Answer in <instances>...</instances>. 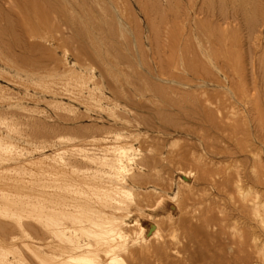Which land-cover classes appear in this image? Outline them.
Segmentation results:
<instances>
[{"label":"rangeland","instance_id":"rangeland-1","mask_svg":"<svg viewBox=\"0 0 264 264\" xmlns=\"http://www.w3.org/2000/svg\"><path fill=\"white\" fill-rule=\"evenodd\" d=\"M251 3L0 0V166L6 169H0V227H6L0 229V246L5 248H0V255L6 253V264H64L61 258L44 253L59 257L64 246L79 238L90 239L93 246L101 248H97L100 258L107 259L108 248H102L99 240L100 232L110 228L106 221L112 203L106 185L109 178L99 179L96 169L85 173L81 166H71L74 170L63 167L62 158H78L67 151L79 149L76 146L82 143L74 139L84 133L120 134L133 147L131 157L135 160L128 168L130 173H125L135 183L130 196L122 198L125 218L120 213L127 239L119 242L123 245H119V253L126 264H133L128 253H139L142 246L132 237L135 213L162 217V210L154 205L161 197L176 195L179 169L193 172L198 198L188 201L184 193L180 205L183 212L189 204L203 205L193 220L196 225L212 215L218 218L225 205L202 180L203 173L230 166L240 151L247 152L238 158L247 169L252 164L250 153L260 156L256 167L264 195V0ZM81 82L88 83L85 89ZM96 144L95 149L105 147ZM230 156L234 160L228 159ZM219 178L216 180L221 182ZM66 197L81 201L82 212L64 217L61 207ZM206 203L213 205L207 213ZM21 222L27 225V233L19 227ZM65 223L76 228V233L71 230L65 236L58 231ZM161 223L166 243L151 237L150 250L163 246L168 248V257L150 258L147 262L151 264H236L237 260V264H248L245 258L250 250L230 243L236 238L228 228L221 238L220 224L207 229L210 237L219 241L207 244L209 251L200 254L203 243L191 241V234L182 230L171 237L169 221L163 218ZM258 236L254 263L264 264V234L258 231ZM144 257L137 263L146 264Z\"/></svg>","mask_w":264,"mask_h":264},{"label":"bare ground","instance_id":"bare-ground-1","mask_svg":"<svg viewBox=\"0 0 264 264\" xmlns=\"http://www.w3.org/2000/svg\"><path fill=\"white\" fill-rule=\"evenodd\" d=\"M46 1V0H45ZM48 1V0H47ZM97 1V0H96ZM250 1V0H249ZM83 2V1H82ZM94 2V1H93ZM249 3V2H248ZM253 3V0H252ZM251 3V5H252ZM244 4V2H243ZM97 5V4H96ZM248 4H246L247 6ZM249 6V5H248ZM256 6V5H254ZM81 7V6H79ZM153 6H151L152 8ZM150 8V10H152ZM248 8V7H247ZM154 9V7H153ZM255 9V8H254ZM245 11V10H244ZM248 13V12H247ZM247 16V15H246ZM254 15H252L253 18ZM89 17V16H88ZM103 18V17H102ZM114 18V17H113ZM247 19V18H246ZM251 19V17L249 18ZM264 19V18H263ZM93 20V19H92ZM251 21V20H250ZM254 22V19L252 20ZM251 21V22H252ZM258 21V20H257ZM91 22V21H90ZM252 22V23H253ZM89 23V22H88ZM119 26V25H117ZM155 26V25H154ZM255 26V25H254ZM92 27V26H91ZM118 28V27H117ZM116 28V30H117ZM155 28V27H154ZM157 28V26H156ZM254 28V27H253ZM256 28V27H255ZM93 29V28H92ZM108 29V28H107ZM251 29V27H250ZM82 31V30H81ZM87 31H91L90 29H88ZM119 31V29H118ZM254 31V30H253ZM85 32V31H84ZM83 32V33H84ZM97 32V31H96ZM102 32V31H101ZM100 32V33H101ZM112 32V31H111ZM121 32V31H120ZM78 33V32H77ZM82 33V34H83ZM93 33V32H92ZM85 34V33H84ZM88 35V33H86ZM125 34V32H124ZM252 34V33H251ZM94 35V34H93ZM86 36V35H85ZM89 36V35H88ZM92 36V35H91ZM125 36V35H124ZM90 37V36H89ZM118 37V36H117ZM92 38V37H91ZM225 38V37H224ZM229 38V37H228ZM123 39V38H122ZM125 39V38H124ZM88 40V39H87ZM95 41V40H94ZM93 41V42H94ZM97 41V40H96ZM119 41V40H118ZM126 41V40H125ZM227 41V40H226ZM97 43V42H96ZM94 46H97L95 44H93ZM99 45V44H98ZM198 45V44H197ZM93 46V48H94ZM204 46V45H203ZM100 47V46H99ZM98 47V50H99ZM97 48V47H96ZM226 48V47H225ZM205 49V48H204ZM89 50V49H88ZM96 50V49H93ZM208 50V49H207ZM97 52V50H96ZM101 52V51H99ZM96 54V53H95ZM105 54V53H104ZM188 56V55H187ZM109 57V56H108ZM114 58V57H113ZM214 58V57H213ZM217 58V57H216ZM215 58V59H216ZM236 61V60H235ZM128 63V62H127ZM239 64V63H238ZM126 65V64H125ZM190 65V63H189ZM66 66V65H64ZM223 68V67H222ZM224 69V68H223ZM69 70V69H68ZM66 70V71H68ZM162 70V68H161ZM72 72V70H69V72ZM221 71V70H220ZM74 74L76 73V71H73ZM123 72V71H122ZM133 72V71H132ZM196 72V71H195ZM67 74V73H66ZM69 75V73H68ZM170 75V74H169ZM173 75V74H172ZM208 75V74H207ZM71 76V74H70ZM177 76V75H176ZM174 77V76H173ZM200 77V76H199ZM80 78V77H79ZM84 79V78H83ZM143 79V78H142ZM91 80V77L90 79ZM88 80V81H89ZM202 80V79H201ZM220 80V79H219ZM87 81V80H86ZM90 82V81H89ZM153 82V81H152ZM86 83V82H85ZM80 86L82 89L86 88L84 86H87L88 83H86V85L84 84V82L80 83ZM133 86V85H132ZM170 86V85H169ZM90 87V86H89ZM161 87V86H160ZM77 88V87H76ZM157 88V87H156ZM163 88V87H162ZM172 88V87H171ZM80 89V88H79ZM155 89V88H154ZM153 89V90H154ZM232 89V88H231ZM77 90V89H76ZM87 90V89H86ZM146 90V88H145ZM152 90V89H151ZM165 90V88H164ZM240 90V89H238ZM91 91V88H90ZM172 91V90H171ZM176 91V90H175ZM84 92V90L81 91V93ZM88 92V90H87ZM156 92V90H155ZM160 92V90H159ZM54 93V92H53ZM80 93V92H79ZM91 93V92H90ZM195 93V91H194ZM237 93V92H236ZM206 94V93H205ZM75 95V94H74ZM88 95V94H87ZM92 95V93H91ZM93 96V95H92ZM77 97V96H76ZM81 97V94L80 96ZM86 98V97H85ZM181 98V97H180ZM199 98V97H198ZM236 98V97H235ZM84 99V98H83ZM91 99H93V97H91ZM218 99V98H217ZM241 99V98H240ZM82 100V98H81ZM85 100V99H84ZM247 100V99H245ZM92 101V100H91ZM78 102V101H77ZM83 102V101H81ZM159 102V101H158ZM206 102V101H205ZM242 102V100H241ZM154 104V103H153ZM235 106V105H234ZM238 106V105H237ZM218 108V107H217ZM216 108V109H217ZM177 109V108H176ZM203 109V108H202ZM235 110V109H234ZM199 111V110H197ZM218 112V110H217ZM220 112V111H219ZM235 112V111H234ZM85 115V114H84ZM80 119V118H78ZM77 119V120H78ZM76 120V121H77ZM83 120V119H82ZM92 120V119H91ZM75 121V122H76ZM98 126V125H97ZM68 127V126H67ZM66 127V128H67ZM94 127V126H93ZM59 129V128H58ZM89 129V128H88ZM73 130V129H72ZM85 130V129H83ZM107 134V132H106ZM104 133H102L101 135H89L86 136L85 133L84 135L82 134V136H78L76 137V139L74 140H80V142L82 143L80 147L76 146L79 149H75L73 151L70 150V148L68 149L67 152H74L71 155H74L76 158L75 160L72 159H64L62 158V156L60 157V159L62 158V160L64 161L63 167H66L70 169L71 166H79L78 168L83 167L84 169H86V171H84L85 173L87 172V170H91V172H93L96 169V174H101L99 179H102L104 176L108 177L107 179L108 184L107 185V191H108V195L109 198H111V204H110V213L109 214V219L106 221H109V226L110 228H108V230H106L104 228V230H106L104 232V230H102L103 233L101 241L99 240L101 247L103 248L104 245H106V247L108 248L106 250L107 252V259L103 260L100 258L99 256V251L96 246H93L94 244H92L93 242L90 239H84V238H79L77 239V241H74L75 243L69 246H67V248H65L64 246V253L61 256H56L53 254H49V253H44L45 256H53V257H57V258H61L62 262L64 264H126L125 263V259H123V257L121 256V254L119 253V242L120 241H124V239L127 237L124 233V229L122 228V223H124V221L122 220V218L120 217V213H122V203L123 200L122 198L126 195L131 194V190H133L134 187V183L132 179L129 178V175L126 174L125 172L128 171L129 166L131 167V165L133 164V160L131 157V150H132V145L125 140V138H123L122 135L120 134H116L115 136H109L106 135ZM126 138H128V136H126ZM96 142H100L105 147L99 148V149H95L97 147ZM193 143V142H192ZM72 148V147H71ZM74 149V148H73ZM40 150V149H39ZM193 150V149H192ZM41 151V150H40ZM257 151V150H256ZM34 152V151H33ZM66 152V153H67ZM256 153V152H255ZM32 154V153H31ZM64 154V153H63ZM70 154H68L70 156ZM161 154V153H159ZM196 154V153H195ZM222 154V153H221ZM247 152L245 153L244 151H240L238 152L235 156L237 157V160H234V157L230 156L228 159H232L234 160L233 163L231 161V165L226 166L224 169H218L215 171H205L203 174L204 178L202 179L203 181H206L207 184H209L212 189L215 191V193L218 195L219 198H221V200L223 201V209L220 210V214L219 217H215V216H210L207 219H205L201 225H196L193 224V220L196 217V213L199 207H202L203 205L199 204L197 206V204L192 203L189 204L187 207L188 209H186L185 212H183V207H181L180 205V201H183V196L185 195L184 193L187 194L186 200L193 201V198L195 199L197 197V193H196V187L193 185L192 182V173L189 171L188 172H183L179 169V172L176 173L177 175V184H178V191H176V195L174 197H170V198H164L161 197L157 203H155V209H161L163 216L160 217L159 215H154L152 213L148 214L147 216H145V214H143L142 212H136L135 214H137L136 220L133 222L132 226L134 225L136 227V230L134 232V236L133 240L135 242H140L142 244L141 246V251H139V253H128L130 256L131 261L133 262V264H138L137 262L140 260L139 257L145 256L147 258L144 257V259H146V264H151L149 262H147L148 259L150 258H157V259H167L168 257V248L167 249H162L161 247H159V250L156 249V251H151L150 250V244L152 242V238H156L157 240H162L163 243H166V239L164 238V236L162 235L163 231H161V219L165 218L166 220L169 221V231H170V236L174 237L175 233H177V231L182 230L184 231V233H189L191 234V238H193L191 241H195L197 243H203L204 246L200 247V254L201 252L206 253V251H209V246H207V244L211 243H217L219 241V239L217 238V240L215 238L210 237V234H208V228L209 227H216L217 225H219V232L218 234L220 235V237L222 238L223 236L226 235V228L229 229V231L231 232V236L234 237V239L236 238V240L234 241H230V243L237 245L238 247L240 245L246 246L249 250H250V254L248 256V264H255L254 263V249L256 250V246H258L257 244L260 241V236H258V231H261V233L264 234V195L262 194V189H260V183L259 182V170L256 167V162H258L260 159V156L257 155H253L252 153L250 156V159L252 160V164L250 165L249 169H247V167L245 168L243 164L240 163L239 161V157L241 156H246ZM192 155V153H191ZM65 156V154H64ZM133 156V154H132ZM184 156V155H183ZM190 156V155H189ZM193 156V155H192ZM227 156V155H226ZM234 156V155H233ZM68 157V156H67ZM66 157V158H67ZM73 157V156H71ZM194 157V156H193ZM55 158V157H54ZM69 158V157H68ZM134 158V157H133ZM167 158V157H166ZM181 158V157H180ZM185 158V157H184ZM201 158V157H200ZM204 158V157H203ZM225 158V157H224ZM227 158V157H226ZM242 158V157H241ZM246 158V157H245ZM176 159V158H174ZM178 159V158H177ZM211 159V158H210ZM249 159V158H248ZM183 160V159H181ZM202 160V158H201ZM201 160L199 162H201ZM9 161V160H8ZM193 161V160H191ZM211 161V160H210ZM209 161V162H210ZM62 162V161H61ZM171 162V161H170ZM196 162L198 164V161L196 159ZM19 163V162H18ZM211 163V162H210ZM209 163V164H210ZM2 164V163H1ZM62 164V163H61ZM87 164V165H86ZM89 164H93V166H90ZM171 164V163H170ZM181 164V163H180ZM195 164V163H194ZM201 164V163H200ZM214 164V163H213ZM218 164V163H217ZM258 164V163H257ZM4 165V164H3ZM203 165V164H202ZM212 165V163H211ZM220 165V164H219ZM248 165V164H247ZM17 166V165H16ZM90 166V167H88ZM96 166V168H95ZM101 166V167H100ZM201 166V165H200ZM1 167V166H0ZM138 167V166H137ZM141 166H139L140 168ZM210 167V166H209ZM8 168V167H7ZM73 170L75 169V167H71ZM78 168H76L78 170ZM82 168V170H84ZM103 168V169H101ZM104 168H106V170H104ZM135 168V167H134ZM191 168V167H190ZM221 168V167H219ZM1 170L5 169L3 168V166L0 168ZM132 169V168H131ZM176 169V168H174ZM211 169V168H210ZM217 169V168H216ZM6 170V169H5ZM72 170V171H73ZM80 170V169H79ZM134 170V169H133ZM194 170V169H193ZM63 171V169H62ZM70 171V170H67ZM88 171V172H89ZM132 171V170H130ZM66 172V171H65ZM76 172V170L74 171ZM72 172V173H74ZM83 173V171H81ZM129 172V171H128ZM127 172V173H128ZM172 172V171H171ZM68 173V172H67ZM78 173H80V171H78ZM81 173V174H82ZM85 173L84 176L86 175ZM90 173V172H89ZM88 173V174H89ZM95 173H93L95 175ZM124 173L126 175H128L126 177V175H124ZM130 173V172H129ZM65 174V173H64ZM87 174V175H88ZM263 174V173H262ZM262 174L260 173V175L262 176ZM61 175V174H60ZM63 175V174H62ZM66 175V174H65ZM90 175V174H89ZM92 175V174H91ZM93 175V176H94ZM96 175V176H97ZM95 176V177H96ZM133 176V175H132ZM136 176V175H135ZM65 177V176H63ZM80 177V176H79ZM102 177V178H101ZM139 177V176H138ZM150 177V176H149ZM175 177V176H174ZM195 177V176H194ZM197 177V176H196ZM217 177H220L222 179L221 182H218L216 180ZM67 178V177H66ZM72 178V177H70ZM105 178V177H104ZM144 178V176H143ZM219 178V179H220ZM62 179V178H61ZM75 179V178H74ZM86 179V178H85ZM98 179V178H97ZM140 179V177H139ZM149 179V178H148ZM164 179V178H163ZM175 179V178H174ZM65 180V179H64ZM70 180V179H69ZM200 178L198 179V182H200ZM262 180H264L262 178ZM62 181V180H61ZM75 181V180H74ZM147 181V180H146ZM164 181V180H163ZM261 181V180H260ZM78 182V180H77ZM138 182V181H137ZM171 182V181H169ZM173 182V181H172ZM263 182V181H262ZM64 183V182H63ZM68 183V181H67ZM66 183V184H67ZM72 182H69V184H71ZM74 183V182H73ZM65 184V183H64ZM77 184V183H76ZM84 184V183H81ZM205 184V183H204ZM80 185V184H79ZM173 185V183H172ZM175 185V184H174ZM262 185V184H261ZM65 186V185H64ZM99 186V185H98ZM141 186V185H140ZM67 187H69L67 185ZM77 187V186H76ZM79 187V186H78ZM102 187V186H101ZM156 187V186H155ZM100 188V186H99ZM98 188V190L100 191V189ZM104 188V186L102 187ZM160 188V187H159ZM70 189V187H69ZM96 189V188H95ZM210 189V188H209ZM85 190V189H84ZM97 190V191H98ZM105 190V189H104ZM196 190V191H195ZM62 191H64L62 189ZM67 191V190H66ZM70 191V190H69ZM105 191V192H107ZM153 191V190H151ZM72 192V191H71ZM80 192V191H78ZM155 192V191H154ZM205 192V191H204ZM74 193V192H73ZM77 193V192H76ZM84 193V192H83ZM207 192H205L206 194ZM210 193V192H209ZM68 194V193H66ZM99 194V193H98ZM102 194V193H101ZM158 194V193H157ZM199 194V193H198ZM213 194V193H212ZM64 195V194H62ZM70 196V194H68ZM201 195V194H200ZM199 195V196H200ZM130 196V195H129ZM160 196V195H159ZM203 195H201L200 197H202ZM207 196V195H206ZM64 198V196H62ZM89 197V196H88ZM138 197V196H137ZM148 197V196H147ZM217 197V196H216ZM217 197V198H218ZM62 198V199H63ZM68 197H66L64 204H62L61 207V212L63 214L64 217H70V216H74V214L79 213L82 209H84V204L81 205L80 202H72L70 201V199H67ZM74 198V197H72ZM198 198V197H197ZM79 199V198H78ZM77 199V200H78ZM157 199V198H156ZM202 199V198H201ZM208 199V198H207ZM212 199V198H211ZM216 199V198H215ZM68 200V201H67ZM72 200V199H71ZM76 200V199H75ZM93 200V199H92ZM200 200V199H199ZM205 200V199H204ZM214 200V199H213ZM64 201V199H63ZM110 201V200H109ZM206 201V200H205ZM207 201H210L209 199ZM218 201V199H217ZM222 201H218L219 203H221ZM198 202V201H197ZM215 203H218L214 200ZM63 203V202H62ZM189 203V202H188ZM205 203V202H204ZM208 203V202H207ZM206 203V204H207ZM212 203V202H210ZM184 204V203H183ZM203 204V203H202ZM7 205V204H5ZM88 205V204H87ZM109 205V204H108ZM205 207V212H209L212 210L213 205H209ZM4 206V205H2ZM18 206V205H17ZM153 206V207H154ZM217 207V206H216ZM220 206V208H222ZM4 208H8L6 206H4ZM2 208V209H4ZM19 208V207H18ZM36 208V207H35ZM92 208V207H91ZM147 208V207H146ZM37 209V208H36ZM94 209V208H93ZM90 209V210H93ZM106 209V208H105ZM138 209V208H137ZM152 209V208H151ZM183 209V210H182ZM216 209V208H215ZM218 209V208H217ZM89 210V211H90ZM94 210L98 211L97 208H95ZM150 210V209H149ZM219 210V209H218ZM217 210V211H218ZM7 211V210H6ZM28 211V210H27ZM108 211V213H109ZM152 211V210H151ZM156 211V210H155ZM15 212V211H14ZM22 212V211H21ZM82 212V211H81ZM80 212V213H81ZM135 212V211H134ZM1 213V212H0ZM8 213V212H7ZM6 213V215H7ZM97 213V212H96ZM102 213V212H101ZM126 213V212H125ZM155 213V212H154ZM205 213V214H206ZM5 214V213H4ZM123 214V213H122ZM129 213L127 212L126 215H128ZM204 214V215H205ZM212 214V213H211ZM3 215V214H2ZM97 215V214H96ZM103 215V213H102ZM105 215V214H104ZM125 214H123L122 216H124ZM199 215V214H198ZM128 217V216H126ZM25 218V216H24ZM35 218V217H34ZM125 218V216H124ZM174 218H177V221H175ZM5 219V218H4ZM97 219V218H96ZM128 219V218H127ZM1 220V219H0ZM62 220V219H61ZM37 221V220H36ZM6 222V221H5ZM18 222V221H17ZM23 223V222H21ZM19 223V227L22 228V230L24 232L27 233L28 229L26 230L24 223L21 224ZM165 223V222H163ZM197 223V222H196ZM7 224V223H6ZM17 224V223H16ZM26 224V223H25ZM56 224V223H55ZM8 225V224H7ZM6 225V226H7ZM13 225L10 223V226ZM65 225H67V223H65ZM64 224L62 225V228L59 227L58 231L64 233L65 236H67V233L71 232V230H73V228L71 226H65ZM97 225V223H96ZM3 226L4 228V224L1 225V227ZM9 226V227H10ZM101 226V225H100ZM167 226V225H166ZM0 227V229H1ZM58 227V224H57ZM56 227V230H57ZM86 227V226H85ZM2 228V229H3ZM6 228V227H5ZM4 228V229H5ZM29 228V226L27 227ZM33 228V227H32ZM82 228V227H81ZM1 229V230H2ZM13 229V227H12ZM49 229V228H48ZM76 228H74V230L72 231V233H76ZM31 230V229H30ZM33 230H35V228H33ZM55 230V229H54ZM81 230V229H80ZM84 230V229H83ZM168 230V229H167ZM3 231V230H2ZM53 231V229L51 230ZM133 231V230H132ZM168 231V232H169ZM31 233V231H29ZM56 232V231H55ZM85 232V231H84ZM92 232V231H91ZM5 233V232H4ZM3 233V234H4ZM52 233V232H51ZM97 233L94 231V234ZM10 234V233H9ZM71 234V233H70ZM29 235V234H28ZM72 235V234H71ZM92 235V234H91ZM96 235V234H95ZM101 235V234H100ZM130 235V234H129ZM133 235V234H132ZM77 236V235H76ZM98 236H99V232H98ZM169 236V237H170ZM10 237V236H9ZM94 237V236H93ZM101 237V236H99ZM131 237V238H132ZM262 237V236H261ZM78 238V236H77ZM167 238V237H166ZM33 240H36L35 238L32 237ZM60 239V238H59ZM92 239V238H91ZM127 239V238H126ZM7 240V239H6ZM38 240V239H37ZM36 240V241H37ZM222 240V239H221ZM39 241V240H38ZM67 241V240H66ZM131 241V240H130ZM223 241H226V238H224ZM68 243V242H67ZM98 243V242H97ZM96 243V244H97ZM224 243V242H223ZM226 243V242H225ZM126 244V243H125ZM138 244V243H136ZM166 245V244H163ZM206 245V246H205ZM38 246V245H37ZM99 246V245H98ZM123 246V245H122ZM129 246V245H128ZM226 246V245H225ZM231 246V245H230ZM105 247V246H104ZM135 247V246H134ZM169 247V246H168ZM1 250H5L4 247H1ZM43 248V247H42ZM49 249H54L56 247L53 246H49ZM123 248V247H122ZM161 248V249H160ZM215 248V247H213ZM231 248V247H230ZM234 248V247H233ZM37 249L41 250V247L38 246ZM101 249V248H99ZM121 249V248H120ZM126 249V248H125ZM128 250V249H126ZM140 250V249H139ZM170 250V249H169ZM216 250V249H214ZM231 250V249H230ZM42 251V250H41ZM123 251V250H122ZM128 252V251H127ZM135 252V251H134ZM21 253V252H20ZM2 254V253H1ZM23 255V254H22ZM203 255V254H202ZM127 256V255H126ZM1 259L3 260L2 263H7L8 259H7V255L5 253V255H0ZM128 257V256H127ZM214 257V256H213ZM205 258V257H203ZM216 258V257H215ZM211 259V257H210ZM10 260V259H9ZM143 260V259H141ZM153 260V259H152ZM149 261V260H148ZM11 262V261H10ZM9 262V263H10ZM23 263V260L20 261ZM142 262V261H141ZM238 260L235 262L237 264ZM242 262V261H241ZM1 263V264H2ZM8 263V264H9ZM12 263V262H11ZM44 263V262H43ZM13 264V263H12Z\"/></svg>","mask_w":264,"mask_h":264}]
</instances>
